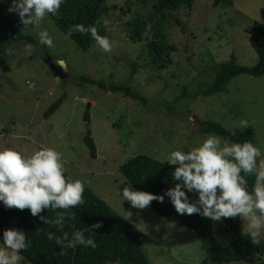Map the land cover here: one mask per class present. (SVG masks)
<instances>
[{
	"label": "rangeland",
	"instance_id": "obj_1",
	"mask_svg": "<svg viewBox=\"0 0 264 264\" xmlns=\"http://www.w3.org/2000/svg\"><path fill=\"white\" fill-rule=\"evenodd\" d=\"M154 2L107 0L102 21L113 42L109 53L95 43L81 48L66 38L49 14L35 27L21 23L22 32L31 40L12 42L0 59V148L15 147L26 155L41 146L54 148L61 153L67 174L83 181L142 233L150 264L154 260L158 264H200L207 256L205 241L192 229L165 220L148 206L136 208L121 199L120 190L128 183L120 166L140 154L166 162L172 148L187 151L214 133L202 130L205 121L219 122L236 132L244 129L238 121L245 119L254 129L255 145L264 154V74H239L224 91L191 97L194 90L207 88L218 65L232 56L245 66L257 64L248 31L255 21L264 26V0H195L191 8L166 11L160 23L173 47L162 52L167 61L163 67L148 54L147 42L160 18L153 14ZM10 3L0 0V39L8 34V22L16 15L8 11ZM138 14L147 24L142 40L136 41L131 37V22ZM41 29L48 30L54 47L38 43ZM56 59L66 62L67 71H59ZM81 76L127 84L146 100L105 91L96 83L81 82ZM62 96L59 108L44 117L46 109ZM86 111L89 123L83 119ZM88 128L97 147L94 158L84 142ZM174 167L169 165L165 178L170 187L176 183ZM234 218L249 232L239 214ZM224 229L222 223H214V232L226 241ZM262 237L264 230L256 242ZM20 256L19 264H32ZM246 262L209 260L208 264Z\"/></svg>",
	"mask_w": 264,
	"mask_h": 264
},
{
	"label": "trees",
	"instance_id": "obj_2",
	"mask_svg": "<svg viewBox=\"0 0 264 264\" xmlns=\"http://www.w3.org/2000/svg\"><path fill=\"white\" fill-rule=\"evenodd\" d=\"M195 0H155L153 14L157 18L153 26V38L147 42L148 54L158 66H165L166 60L162 52L173 46L168 43L160 23L161 16L166 11L178 10L181 7L191 8ZM108 11L107 0H63L60 9L55 15L49 14L58 28L66 35L69 28L77 23L85 26L94 25L100 35L108 36L102 18ZM177 22H179L177 20ZM131 37L138 41L142 40L143 32L147 21L141 15L131 22ZM9 32L0 39V59L6 55L7 49L12 42L29 39L21 30V22L18 15L13 16L8 22ZM250 44L258 55V62L254 66H245L236 61L232 56L229 61L218 65L215 76L211 83L204 89L194 90L191 97L198 95L207 96L213 93L224 91L228 82L239 74H250L261 76L264 74V26L258 21L248 31ZM81 48L87 49L94 40L90 35L73 31L69 36ZM59 71L62 69L58 66ZM58 73V72H57ZM81 82L96 83L101 89L118 92L134 99L145 98L127 84L107 83L104 80H94L88 76H81ZM79 81V82H80ZM63 97L53 102L44 112V117H49L62 103ZM83 119L90 122V113L86 111ZM205 132H214L223 138L233 141H251L255 144V133L252 126L242 130L231 132L221 123L216 121H205L202 125ZM84 142L86 143L91 157L97 156V147L88 128ZM169 165L151 156L140 154L130 158L120 166L121 174L127 183L136 190H143L154 195H163L170 186L165 181L168 175ZM66 177H71L64 172ZM73 178V177H71ZM74 179V178H73ZM249 189L253 183V177H247ZM190 202L196 200L194 192H186ZM84 203L68 209L72 213L71 218L66 216L63 229L58 230L54 225H47L40 220V216L49 219L55 217V211L42 209L37 216H32L30 211L15 207L8 208L0 203V235L6 229L22 230L26 239L31 241V246L20 250V255L25 257L32 264H150L147 254L141 243L142 233L127 219L117 213L104 199L100 198L93 190L84 185ZM148 207L159 216L169 222H179L192 229L203 241L207 256L200 264H208L209 260L217 263L243 262L245 264H264V237L253 242L250 233L243 230L238 218L228 217L220 220H212L197 213L178 214L169 198L164 196L163 202L152 200ZM100 222L101 227L91 229L92 233L85 232V236L91 235L96 247H85L77 245L73 248H66L61 251V246L54 240H49L47 232H53L62 236L64 232L71 236L77 229L83 230L93 223ZM220 222L225 226L227 240L220 238L214 232V223ZM2 243V241H0Z\"/></svg>",
	"mask_w": 264,
	"mask_h": 264
},
{
	"label": "clouds",
	"instance_id": "obj_3",
	"mask_svg": "<svg viewBox=\"0 0 264 264\" xmlns=\"http://www.w3.org/2000/svg\"><path fill=\"white\" fill-rule=\"evenodd\" d=\"M63 0H11L9 12H15L24 27H35L48 15H55ZM73 31L87 32L95 44L104 52L111 51L113 42L107 36L100 35L94 25H72L66 38ZM38 43L48 48L54 47L53 39L47 29L37 33ZM26 47L31 48V45ZM62 70L67 71L63 59L54 61ZM238 126L247 128L245 119ZM165 161L174 165L172 178L174 187L166 189L163 195H154L143 190H134L131 184H125L119 195L133 207L143 209L152 200L163 202L167 196L178 214L197 213L212 220L234 217L237 214L245 221L251 238L256 242L258 234L264 230V154L259 146L251 141H233L215 133H208L193 144L187 151L172 148ZM65 168L61 153L52 147L41 146L30 155L15 147L0 148V203L8 208H27L32 216L42 209L55 211V217L39 219L47 225L63 229L67 210L84 203V182L64 175ZM247 177H253L249 189ZM186 192H194L196 200L189 201ZM100 222L93 223L83 230L57 236L47 232L49 240L61 246V251L77 245L95 248L91 229L100 228ZM0 264H19L20 250L31 246L22 230L6 229L0 235ZM118 264V262H116ZM153 264H158L154 260Z\"/></svg>",
	"mask_w": 264,
	"mask_h": 264
}]
</instances>
